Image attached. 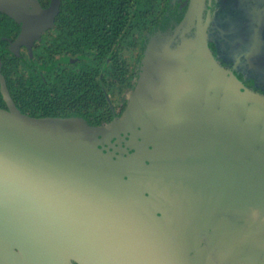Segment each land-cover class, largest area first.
Masks as SVG:
<instances>
[{
	"label": "water",
	"instance_id": "95a60500",
	"mask_svg": "<svg viewBox=\"0 0 264 264\" xmlns=\"http://www.w3.org/2000/svg\"><path fill=\"white\" fill-rule=\"evenodd\" d=\"M199 2L149 38L109 122L26 114L0 74V264H215L178 198L264 208V95L215 59Z\"/></svg>",
	"mask_w": 264,
	"mask_h": 264
},
{
	"label": "flooded vegetation",
	"instance_id": "af4514ba",
	"mask_svg": "<svg viewBox=\"0 0 264 264\" xmlns=\"http://www.w3.org/2000/svg\"><path fill=\"white\" fill-rule=\"evenodd\" d=\"M52 1L0 0V74L22 112L80 116L91 124L121 115L139 76L148 33L163 31L174 17L179 21L190 2L59 0L51 22L36 20V7L49 9ZM3 5L20 11L29 28ZM198 7L208 20L207 44L215 59L264 95L259 63L264 59V0H200ZM105 12L117 18L100 19ZM0 108H8L1 79ZM199 195L178 199L192 203L194 232L214 263L264 264V208H229L222 204L224 197Z\"/></svg>",
	"mask_w": 264,
	"mask_h": 264
},
{
	"label": "trees",
	"instance_id": "16d2710c",
	"mask_svg": "<svg viewBox=\"0 0 264 264\" xmlns=\"http://www.w3.org/2000/svg\"><path fill=\"white\" fill-rule=\"evenodd\" d=\"M109 14H111L110 16H108ZM115 14H116V16H115ZM115 14H113V12L112 13H108V12H105L104 14L103 13H101L100 15H99V18L100 19H114V18H117V13H115ZM72 18H74V19H76V17L74 16V14L72 15ZM91 18V17H90ZM175 18H176V20H175ZM168 19V16H166L165 17V20H167ZM174 19V22L172 23V24H170L169 25V23L168 22H165L164 23V25H163V27H164V29H166V28H168V27H172L176 22L175 21H178V17H174L173 18ZM169 25V26H168ZM73 35H75V33L73 34ZM90 37H93L92 35H89Z\"/></svg>",
	"mask_w": 264,
	"mask_h": 264
},
{
	"label": "rangeland",
	"instance_id": "374dc122",
	"mask_svg": "<svg viewBox=\"0 0 264 264\" xmlns=\"http://www.w3.org/2000/svg\"><path fill=\"white\" fill-rule=\"evenodd\" d=\"M154 33H155V32H150V33H148V35H147V39H146V42L149 40V38H150L152 35H154ZM259 63H260V65H261V67L264 68V59H260V60H259Z\"/></svg>",
	"mask_w": 264,
	"mask_h": 264
},
{
	"label": "bare ground",
	"instance_id": "6f19581e",
	"mask_svg": "<svg viewBox=\"0 0 264 264\" xmlns=\"http://www.w3.org/2000/svg\"><path fill=\"white\" fill-rule=\"evenodd\" d=\"M256 40H257L256 42H258V41H259V40H258V36H257V39H256ZM255 46H256V43H255ZM173 197H174V196H173ZM173 197H172V198H173Z\"/></svg>",
	"mask_w": 264,
	"mask_h": 264
}]
</instances>
